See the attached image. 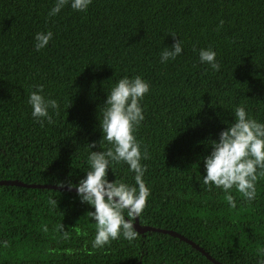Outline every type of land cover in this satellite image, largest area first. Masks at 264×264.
Listing matches in <instances>:
<instances>
[{
    "label": "trees",
    "instance_id": "obj_1",
    "mask_svg": "<svg viewBox=\"0 0 264 264\" xmlns=\"http://www.w3.org/2000/svg\"><path fill=\"white\" fill-rule=\"evenodd\" d=\"M54 2L0 0V180L77 183L89 170L87 144L110 147L98 126L105 93L138 75L150 86L134 133L148 156L141 163L150 189L139 224L174 230L221 263L258 264L264 176L255 200L233 191L229 207L204 185L200 158L210 151L202 142L218 138L235 106L264 123V0H92L85 12L66 5L48 17ZM38 31L53 33L39 52ZM178 39L182 54L160 63L163 47ZM208 47L219 71L199 62ZM37 85L59 104L52 124L31 116L26 101ZM132 176L123 162L107 172L109 181L134 183ZM92 210L75 191L0 184V264H214L151 230L93 248Z\"/></svg>",
    "mask_w": 264,
    "mask_h": 264
},
{
    "label": "clouds",
    "instance_id": "obj_2",
    "mask_svg": "<svg viewBox=\"0 0 264 264\" xmlns=\"http://www.w3.org/2000/svg\"><path fill=\"white\" fill-rule=\"evenodd\" d=\"M91 3L92 0H55L47 16L55 17L66 5L76 12H85ZM222 25L223 21H220L218 29ZM52 38V31L36 32L34 49L37 52L45 49ZM182 52V42L178 39L170 47H163L159 54L160 63L175 60ZM216 56L211 47L198 50L199 62L207 64L212 71L220 70ZM149 91L148 82L138 75L122 77L110 87L105 93L101 118L98 120L101 138L110 147L92 151L90 149L96 146V142L87 144L89 170L77 183H67L69 189L75 188L79 200L93 209L87 212L95 226L93 248H102L120 237L133 241L139 235L133 222L139 220L150 189L143 179L146 166L141 163L148 156L142 151L134 133L145 119L142 101ZM26 103L31 109L32 118L40 124L45 121L54 123L53 117L59 114L57 100L46 96L42 85L35 86L29 92ZM223 123L226 127L218 133L217 139L208 138L202 142L206 148L210 147V151L200 158L204 167L201 177L205 186L219 189L228 206L235 207L233 191L250 203L257 196L258 177L264 176V123L250 117L245 108L239 105L234 108L232 122ZM121 162L133 173L134 183L107 179L112 165ZM49 204L57 207L54 199H50ZM59 227L63 229L62 225ZM44 230L47 231V228ZM4 246H7L6 241ZM258 253L264 257V248L258 249ZM258 264H264V259H258Z\"/></svg>",
    "mask_w": 264,
    "mask_h": 264
},
{
    "label": "water",
    "instance_id": "obj_3",
    "mask_svg": "<svg viewBox=\"0 0 264 264\" xmlns=\"http://www.w3.org/2000/svg\"><path fill=\"white\" fill-rule=\"evenodd\" d=\"M0 184H16V185H22V186H28V187H46V188H55V189H65V190L76 192L75 188L69 189L68 186H59V185H53V184H32V183L26 184V183H23L17 180H0ZM133 227L139 233H143L145 231L151 230V231H158V232H162V233H166V234L178 237L186 241L187 243H189L192 247H194L198 251H200L207 259H209L214 264H224L214 259L213 257H211L203 248H201L199 245L194 243L192 240L184 237L183 235H180L174 230L163 229V228L153 227V226H142L139 224L138 219L133 222Z\"/></svg>",
    "mask_w": 264,
    "mask_h": 264
}]
</instances>
